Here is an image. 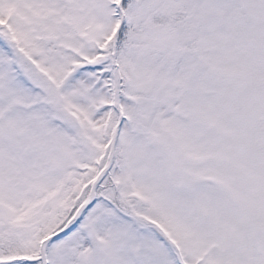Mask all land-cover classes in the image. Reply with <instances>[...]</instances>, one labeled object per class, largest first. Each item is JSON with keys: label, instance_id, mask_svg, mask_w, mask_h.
<instances>
[{"label": "snow or ice", "instance_id": "snow-or-ice-1", "mask_svg": "<svg viewBox=\"0 0 264 264\" xmlns=\"http://www.w3.org/2000/svg\"><path fill=\"white\" fill-rule=\"evenodd\" d=\"M0 264H264V0H0Z\"/></svg>", "mask_w": 264, "mask_h": 264}]
</instances>
